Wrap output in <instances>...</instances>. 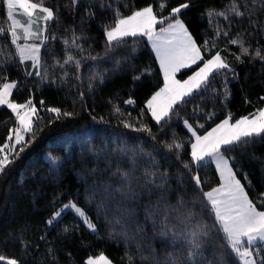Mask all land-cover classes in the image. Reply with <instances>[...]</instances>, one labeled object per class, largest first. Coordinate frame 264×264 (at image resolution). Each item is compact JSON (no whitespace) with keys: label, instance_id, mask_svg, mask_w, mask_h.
Listing matches in <instances>:
<instances>
[{"label":"trees","instance_id":"1","mask_svg":"<svg viewBox=\"0 0 264 264\" xmlns=\"http://www.w3.org/2000/svg\"><path fill=\"white\" fill-rule=\"evenodd\" d=\"M185 2L186 0H167V6L161 15H168L173 7ZM230 2L231 0H191V7L182 10L180 19L198 45L215 36L214 26L209 23L206 10H224ZM237 2L246 14L243 17L230 16V28L223 17H213L214 21L229 31L228 37L221 36L217 40L218 47H227L231 53H239L237 47L227 44L228 39L237 37L239 33L247 44H251L253 51L259 46L264 54V9L259 5L254 6L251 0ZM45 4L59 17L48 28V32L54 33L57 39L49 40L47 46L41 48V56L48 66V82H42L35 75L32 62H19L9 35L0 37V63L3 64L0 67V83L17 82L19 87L14 90L11 98L18 103H25L31 98L42 118H34L35 140L19 154V159L14 164L0 174V241L13 236L20 237L22 234L25 240L31 242L30 254L24 255L20 244L15 240L0 244V247L10 256L21 259L23 264H86L90 255L96 257L101 253L112 260L113 264H128L126 251L133 257L132 264H165L167 254L176 250L170 241L158 234L159 217L155 218V226L151 218H146V210L157 206L161 194L158 189L149 192L142 187L143 173L146 168L151 167L150 157L140 154L136 157L133 175L138 180L132 185L135 194L133 199H126L120 192L113 191L112 198L105 200V184L111 185L113 189L121 187L119 174L113 175L117 167L124 171L133 169L130 159L132 152L124 154L120 149L142 147L145 153H152L158 161V170L167 172L170 177L167 202L176 204L182 194L186 200L191 201L197 192L191 180L192 173L176 158L175 150L169 152L165 149L164 143H171L175 137L184 145L179 150L181 159L190 161L193 138L184 125V119L196 129L199 124H203V129H198V133L204 134L228 114L232 115L234 121L264 108V99H261L264 97V62L244 56V62L240 63L234 55L222 52L237 74L236 78L231 73L227 74L230 92L228 99L224 98V75H215L210 88L186 98L188 102L183 105H177L179 115L172 117L161 129L145 108L146 101L163 86L162 72L146 37L126 38L125 45L106 54L103 30L105 25L114 21V10L117 7L123 14H130L132 10L148 5H152L155 10L159 8V0H79L74 9L70 0H45ZM245 4L247 9L244 8ZM89 8L94 16L87 14L86 9ZM249 12L252 14L249 15ZM7 23L5 4L0 0V26L7 29ZM160 27L157 25V29ZM73 30L84 37L80 40L85 49L84 59L81 60L78 73L74 65H66L65 69L52 67L57 59L61 63L65 59V45L62 41L71 37ZM69 51L77 59L81 58L78 49ZM91 56L98 58L91 59ZM113 57L120 58L119 66L114 63ZM198 66L181 72L178 79H187ZM25 70L33 72V75L26 76ZM65 70L69 72L67 77L63 76ZM142 72L144 75L134 81L133 76ZM77 74L79 79L75 78ZM93 76L97 78L92 79ZM99 76L104 77L103 82ZM213 88L215 92L212 91ZM130 97L134 99V105L125 103ZM41 101L44 103L41 104ZM114 106H118L123 114L116 113ZM49 107L74 112L75 115L56 119L53 113L47 111ZM208 113H214L211 119L207 117ZM139 120L152 129L155 140L144 132L125 128L122 123L128 121L137 124ZM15 126L14 115L6 107L1 108L0 146L6 142L11 143L7 137L10 129ZM83 133L90 136L86 142L66 146V138ZM29 139L31 135L27 134L26 140ZM19 147L18 145L17 150ZM227 155L235 159V168L239 169L237 178L245 186L249 198L259 204L260 194L264 193V136L255 137L247 144L234 146ZM50 156L61 158L59 171L55 173L50 168ZM192 167L195 169L196 165ZM198 173L203 181L204 191L219 186L218 172L211 163L198 169ZM93 192H97L96 198L89 201L88 197ZM69 201L86 211L97 225L99 237L90 232L82 219L71 211L64 212L59 222L52 227L46 224L54 210ZM102 202L109 207L98 210L97 205ZM117 205L121 209L120 213L117 212ZM200 209L201 205L196 204L195 210ZM129 210L132 215L128 217L127 223L134 239L126 244L118 234L120 225H115L116 233L110 237L113 225L106 223L104 217L107 214L112 218ZM261 210H264V206H261ZM203 214L205 220L212 223L210 206ZM65 226L70 228L68 233L63 231ZM137 226H142L143 230L137 232ZM43 235H46L45 241L40 240ZM49 247L54 249L55 260L47 251ZM141 256L147 259H141ZM225 259L229 264H239L233 255L226 256Z\"/></svg>","mask_w":264,"mask_h":264},{"label":"snow or ice","instance_id":"2","mask_svg":"<svg viewBox=\"0 0 264 264\" xmlns=\"http://www.w3.org/2000/svg\"><path fill=\"white\" fill-rule=\"evenodd\" d=\"M3 3L6 5V17L10 23L7 29L0 26V37L5 34L9 35L10 43L15 46V54L18 56L19 62L23 64L25 61H31L35 75L40 77L42 82H48V66H46V62L41 56V48L46 47L49 40L57 39L54 33L48 32V28L51 22L59 19L58 14L51 7L46 6L45 0H3ZM78 3L79 0H70L73 9ZM251 3L264 9V0H251ZM166 6L167 0H159L158 9L154 10L152 5H148L140 9H134L130 14L121 13L117 7L114 10V21L105 25L103 29L106 38V54L125 45L127 43L126 38L129 37H146L150 42L163 73V86L146 101L145 108L156 124L161 126V129L168 124L172 117L179 115L177 105L188 102L186 98L191 97L194 92L208 90L214 81L215 75H224V98L225 100L228 99L230 92L228 90L227 74L231 73L233 78H236L237 74L229 63L228 57L222 55V52H229V54L234 55L240 63L244 62V56H250L253 60L259 59L264 62V54H262L261 48L257 46L253 51L251 44L245 42L242 34L238 33L237 37L227 40V44L237 47L239 53H231L227 47L221 49L217 45V40L221 36L228 37L229 31L214 21L213 17H223L229 23L230 28V16L243 17L246 14L245 11L241 10L237 0H231L224 10L214 8L206 10L205 14L209 18V23L214 26L215 36L210 40L206 39L202 45L197 44L184 21L180 19L182 10L191 7V0H186L185 3L173 7L166 16L161 15ZM108 7L110 8L111 4ZM125 7H127L126 4ZM244 8L247 9V4L244 5ZM18 10H22L23 19L17 16ZM86 12L90 17L94 16L90 8L86 9ZM248 14L251 15L252 12ZM157 25L161 26L158 30ZM83 38V35H77L75 30H73L71 37L64 38L62 42L65 45V59L62 63L57 59L52 67L65 69L66 65H74L78 73L81 60L84 59L85 49L80 44V40ZM21 40L24 43H20ZM29 41L38 42L30 43ZM69 49H78L81 58L77 59ZM97 58L91 56V59ZM113 60L117 66L121 64L120 58L113 57ZM194 65L199 66L192 75L184 80L177 79V73L181 69L192 68ZM2 66L3 64L0 63V67ZM25 75L31 76L33 72L25 70ZM68 75L69 72L65 70L63 76L67 77ZM143 75V72L134 75L133 80H139ZM75 78L79 79L80 77L77 74ZM96 78V76L92 77V79ZM3 79L6 81V77ZM99 79L103 82L104 77L99 76ZM51 82L55 83V81ZM18 87L19 85L15 81L0 83V107H6L10 110L16 122V126L10 129V134L7 137L9 142L13 141L14 138V143L6 142L0 146V174H3L7 167L14 164L19 159V154L35 140L36 129L34 128L33 117H36L37 120L42 119L39 117L37 108L31 98L25 103H18L11 98L13 90L18 89ZM89 87H91V84ZM212 91L215 92L216 90L213 88ZM81 99H83L82 93ZM261 99H264V97H261ZM43 103L41 101V104ZM125 103L134 105L135 101L130 97ZM47 111L53 113L56 119L61 117L70 118L75 115L74 112L62 111L56 107H49ZM114 111L123 114L118 106H114ZM206 115L211 119L214 113ZM183 122L193 138V142H191V160L184 161L181 159L179 150L184 145L178 142L175 137L171 143L165 142L163 146L169 152L175 150L176 158L181 161L183 167L189 173H192L193 187L197 189L192 200H186L182 194L178 197L176 204L167 202L169 174L160 172L157 167L158 161L152 153H145L142 147L120 149L124 154L129 151L132 152L130 159L133 162V169L124 171L117 167L113 175L119 174L121 187L113 189L111 185L105 184L103 187V192L107 194L105 200L112 198L111 193L113 191L120 192L126 199L134 198L132 185L134 181L138 180L133 175L137 163L136 157L138 154L147 155L150 157L151 167L146 168L143 173L144 184L142 187L149 192L158 189L161 194L157 206L146 210V218H151L155 226L157 223L155 218L159 217L158 234L170 241L176 250L167 254L165 264H229L225 259L229 255L237 258L239 264H264V250L260 247V245H264V210H261V206H264V193L260 194L259 204L249 198L245 186L237 178L239 169L235 168V159L227 155L233 150L234 146L247 144L255 137L264 136V108L234 121L232 115L228 114L220 123L212 127L210 131L206 130L204 134H198L197 129L187 119H184ZM49 123H52V121H49ZM122 123L125 128L135 132H144L153 140L156 139L152 129L142 120L137 121L139 126L128 121H122ZM197 127L203 128L204 125L199 124ZM26 134H30L31 139L25 140ZM17 145L20 146L18 150ZM49 160L52 172L59 171L61 158L50 156ZM210 163H215L220 182L218 187H214L210 191H204L203 181L198 169ZM192 165H196V168L194 169ZM181 183H183L182 174ZM149 185L151 187H148ZM96 195L97 192H93L88 197L89 201L94 200ZM190 204L191 206H189ZM196 204L201 205L199 211L195 210ZM209 206L213 218L212 223L207 222L203 214ZM108 207L109 205L103 202L97 205L98 210ZM68 209L73 210L82 219L89 231L99 237L97 225L84 209L72 201L54 210L52 216L46 220V224L52 227L58 223L65 210ZM117 212H121L118 205ZM130 215H132L131 210L112 218L105 214L106 223L113 225L110 229V237L113 233H116L115 225H120L118 234L124 238V242L127 244L129 240L134 239L129 233L127 223ZM142 230V226H137V232ZM63 231L68 233L70 228L65 226ZM13 240L20 244L24 255L30 254L31 242L25 240L22 234L20 237L6 238L0 241V244H7ZM40 240L45 241L46 235L41 236ZM36 247L38 248L39 245ZM47 251L55 260L54 249L49 247ZM69 255L71 254L69 253ZM125 258L128 264H132L133 257L127 251L125 252ZM141 259H147V257L141 256ZM0 264H23V262L15 256H10L3 247H0ZM86 264H113V261L101 253L96 257L90 255L86 259Z\"/></svg>","mask_w":264,"mask_h":264},{"label":"rangeland","instance_id":"3","mask_svg":"<svg viewBox=\"0 0 264 264\" xmlns=\"http://www.w3.org/2000/svg\"><path fill=\"white\" fill-rule=\"evenodd\" d=\"M5 9H6V5H5ZM6 11H7V9H6ZM17 16L19 17V18H24L23 17V14H22V10H18L17 11ZM10 22L8 21V23L7 24H9ZM21 34H22V32H21ZM30 43H32V42H38V41H29ZM20 43H24V41L23 40H21L20 41ZM25 62H27V61H25ZM24 62V63H25ZM31 62V61H30ZM183 70H186V69H181V71H183ZM180 71V72H181ZM179 72V73H180ZM178 73V74H179ZM15 90V89H14ZM14 90H13V92H14ZM197 93V92H196ZM193 94H195V93H193ZM1 108H3V107H0V109ZM34 118L35 117H33V121H34ZM195 128V127H194ZM202 130L203 128H197V130ZM199 134V133H198ZM26 137H27V134H26V136H25V140H26ZM90 138V136H89V134L88 133H83V134H79V135H76V136H72V137H68V138H66V146L67 147H72V145L73 146H75V145H82L84 142H86L88 139ZM11 143H14V138H13V141H11ZM65 143H62L63 145L65 144ZM18 146V145H17ZM220 178V177H219ZM246 190V189H245ZM67 211H71V212H73L75 215H76V213L73 211V210H71V209H68V210H65V212H67ZM78 216V215H77ZM79 217V216H78ZM80 218V217H79ZM260 247H261V249L262 250H264V245H260ZM257 259H259V257H257Z\"/></svg>","mask_w":264,"mask_h":264},{"label":"crops","instance_id":"4","mask_svg":"<svg viewBox=\"0 0 264 264\" xmlns=\"http://www.w3.org/2000/svg\"><path fill=\"white\" fill-rule=\"evenodd\" d=\"M158 30V29H157ZM147 39V38H146ZM148 41V40H147ZM148 44H149V46H150V48L152 49V47H151V44H150V42L148 41ZM153 51V50H152ZM154 53V52H153ZM154 55H155V53H154ZM156 57V56H155ZM157 59V58H156ZM157 62H158V65H159V61L157 60ZM197 65H194L193 67H196ZM160 67V66H159ZM192 67V68H193ZM189 69H191V68H188V69H186V70H189ZM161 70V69H160ZM186 70H183V71H186ZM183 71H181V72H183ZM162 72V71H161ZM180 72V73H181ZM179 73V72H178ZM178 73H177V79H178ZM179 73V74H180ZM162 76H163V73H162ZM194 93H196V92H194ZM214 167H215V169H216V166H215V163H211ZM218 172V171H217ZM218 175H219V172H218Z\"/></svg>","mask_w":264,"mask_h":264},{"label":"bare ground","instance_id":"5","mask_svg":"<svg viewBox=\"0 0 264 264\" xmlns=\"http://www.w3.org/2000/svg\"><path fill=\"white\" fill-rule=\"evenodd\" d=\"M227 53V52H226ZM198 131V130H197Z\"/></svg>","mask_w":264,"mask_h":264}]
</instances>
